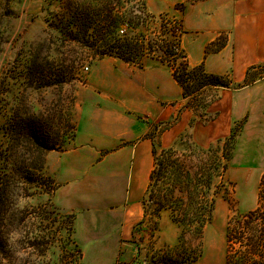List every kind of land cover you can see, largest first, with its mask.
<instances>
[{
    "label": "rangeland",
    "instance_id": "obj_1",
    "mask_svg": "<svg viewBox=\"0 0 264 264\" xmlns=\"http://www.w3.org/2000/svg\"><path fill=\"white\" fill-rule=\"evenodd\" d=\"M122 1L127 7L126 10L131 11L129 8L134 0ZM66 2L67 0H0V124L6 117L13 115L24 117L28 121L44 123L49 120L52 136L55 138L58 126L64 131L61 125L63 122H69L75 129L70 120L77 118L81 101L86 100L88 90H92L89 85L92 83L98 59L106 58L104 64L116 69L124 66L140 68L135 64L136 61L132 63L121 60L117 53L92 58L90 48L81 47L77 42L63 43L52 28L60 16L52 13L54 9L60 10V5L65 7ZM144 2L147 13L152 16L146 20L148 30H155L160 34L164 25L171 30V38L179 35V45L168 47L167 51L173 54L172 56L179 57L178 60L185 58L189 68L200 63L204 65V60L210 54L219 51L206 54V47L211 44L217 46L222 38L226 41L225 36L220 33L222 35H216L199 52L195 49L193 39L200 35L191 31L192 16L189 13L193 6L205 0ZM201 14L202 19H205V13ZM119 28L125 31L120 36L133 35L127 25H121ZM141 30L143 29L140 28L141 35L145 34ZM156 35L154 39L158 40ZM136 37L141 38L140 35ZM252 39V36H244L242 50L236 55L237 58L243 57L247 60L245 64L248 65L255 60L252 65L254 70L244 78L243 71L247 65L243 64L240 69L234 68L233 45L228 68L218 74L228 79V87L212 90L220 97L209 104L206 109L208 117L203 119L199 116L192 108L195 101L191 100V97L183 98L182 89L178 84L174 96L173 85L162 80L161 108L168 106L173 113L168 118L152 123L151 130L145 134L161 149L174 145L183 134L188 135L199 146L208 148L216 144L222 146L232 132L236 133L233 152L224 175L229 188L228 197L216 201L212 218L204 228L202 255L192 264H224L225 231L229 219L235 214L242 215L257 207L262 176L254 172L244 144L240 145L237 140L242 131V118L247 110V100L250 93L254 92L249 83L258 80L259 85L264 87V44L261 43L257 51L253 52ZM38 51L44 58V81L56 84L36 88L38 79H35L36 82L27 79L31 69L27 59ZM161 51L162 48L156 53L151 51L149 55L153 57ZM147 55L148 50L145 49L136 60H143ZM146 60L145 65L156 62L152 59ZM211 65L215 68L217 62ZM83 66H87L88 70L83 71ZM169 70L172 74L173 70ZM118 80L121 83L123 76ZM3 88L7 91L9 88L10 93H2ZM97 92L102 94L106 102L110 100L111 95L104 90L97 89ZM212 93L207 94V100H212ZM238 116L239 121L233 122ZM4 130L0 128V145L6 146L8 140ZM74 131L68 136H72ZM163 132L164 147L160 140ZM21 145L29 146L26 141H22ZM57 156L56 151H49L45 155L47 167L44 172L57 186L51 196L45 193L37 195L38 189L43 186L36 185V191H31L33 195H29L28 191L15 198L17 210L8 213L3 219L0 229L3 236L0 264H151L152 261H160L168 247L176 244L178 227L169 221L165 213L162 214L157 231L153 230L148 215L144 216L141 200L148 181L143 184V161L138 175L140 187L137 199H130L129 189L124 184L125 178L120 179L118 172L114 176L111 172L114 165L117 166L116 169L123 165L122 158L89 156L82 185H73L76 182L72 180L68 200L64 201V198L59 196L61 184L55 177L57 164L49 162L48 165L47 160L49 157L54 161ZM128 165L130 166V162ZM39 182L46 184L42 179ZM43 189L46 192L47 185ZM42 205L45 208L43 214L39 209ZM67 215L73 216L72 222ZM71 240L76 243V248Z\"/></svg>",
    "mask_w": 264,
    "mask_h": 264
},
{
    "label": "trees",
    "instance_id": "obj_2",
    "mask_svg": "<svg viewBox=\"0 0 264 264\" xmlns=\"http://www.w3.org/2000/svg\"><path fill=\"white\" fill-rule=\"evenodd\" d=\"M60 6L57 11L53 7L52 14L60 16V19L52 28L63 43L77 42L81 47L90 48L92 58L117 53L121 60L136 61L135 64L140 68L145 66L146 59L167 65L173 70L172 76L182 89V97H191L195 101L192 108L203 119L208 117L206 109L209 104L218 99V94L212 90L228 87L226 77L208 73L203 63L189 68L185 58L178 60L179 57L167 51L168 47L179 45V35L171 38V30L164 25L160 34L155 30L149 31L146 20L152 16L147 13L144 0H134L129 8L131 11L126 10L122 0H67L65 7ZM124 24L133 35L118 34L119 26ZM140 28L145 34L141 35ZM155 35L159 37L158 40L154 39ZM225 43L222 38L217 46L211 44L205 48L206 54L220 50ZM161 48L163 51L160 54L153 57L149 55L151 51L156 53ZM145 49L148 50L147 57L136 60ZM43 59L39 51L27 59L31 66L27 79L34 82L38 79L36 88L56 84L44 81ZM8 91L10 93L9 88ZM8 91L3 88L2 93ZM211 92L212 100H207V94ZM0 125V128L5 129L8 140L6 146L0 145L1 229L6 215L17 210L14 200L21 193L30 191L29 195H33L36 185L43 186L38 189L37 195L45 193L51 196L56 190L53 179L44 172L45 155L49 151L62 152L74 135L68 136L69 133L75 129L69 122H63L64 131L58 126L53 138L49 120L44 123L28 121L24 117L18 118V115L6 117ZM235 136L236 133L232 132L222 146L216 144L208 148L199 146L186 134L181 135L169 148L158 149L152 143V169L141 200L144 216L148 215L153 230L157 231L158 223L165 213L179 231L176 244L168 247L160 261H152L151 264H192L201 257L204 228L212 218L216 201L226 199L229 194L224 175L233 152ZM22 141H26L29 146H22ZM41 179L46 184L39 182ZM46 185L48 189L45 192L43 188ZM260 186L257 207L245 214L233 215L226 225L224 264H264V175ZM39 209L42 214L45 213L43 205ZM67 217L72 222L73 216ZM1 237L0 232V247ZM71 243L76 248L73 240Z\"/></svg>",
    "mask_w": 264,
    "mask_h": 264
},
{
    "label": "crops",
    "instance_id": "obj_3",
    "mask_svg": "<svg viewBox=\"0 0 264 264\" xmlns=\"http://www.w3.org/2000/svg\"><path fill=\"white\" fill-rule=\"evenodd\" d=\"M203 12L205 19L201 16ZM189 15L192 16L191 31L200 35L193 39L198 52L216 35L222 33L226 38L225 46L204 60L208 73L220 74L228 68L233 45L234 68L240 69L245 64L247 60L237 58L236 55L242 50L244 36H252L253 52L257 51L261 43L264 44V0H205L193 6ZM105 59L97 60L92 83L89 85L92 90H88L86 100L81 101L77 118L70 120L75 127L73 137L62 152L56 151L58 156L54 161L49 157L47 159L48 165L49 162L57 164L55 177L61 184L59 196L64 201L68 200L72 180L76 182L73 185H82L89 156L122 158L123 165L118 169L114 165L111 172L113 176L118 172L120 179L125 178L124 184L129 189L130 199H137L141 162L143 161V184L148 181V174L152 169V140L145 134L151 130L152 123L168 118L173 113L170 107L162 109L160 104L162 80L173 85L172 93L176 95L178 85L170 68L163 67L158 62H149L143 68L124 66L116 69L104 64ZM214 62H217L215 68L211 65ZM254 64L255 60L249 65L245 64L244 78L254 70ZM120 76H123L121 83L118 80ZM249 84L254 92L250 93L247 100L245 119L242 118V131L237 140L240 145L244 144L254 172L263 176L264 87L259 85L258 80ZM97 89L111 95L110 100H103ZM219 97L218 95V99ZM238 119L239 116L233 122ZM164 133L160 139L163 147Z\"/></svg>",
    "mask_w": 264,
    "mask_h": 264
},
{
    "label": "built area",
    "instance_id": "obj_4",
    "mask_svg": "<svg viewBox=\"0 0 264 264\" xmlns=\"http://www.w3.org/2000/svg\"><path fill=\"white\" fill-rule=\"evenodd\" d=\"M124 32H125V31L122 30L121 28L118 29V34H119V35H123ZM82 70H83V71H87V70H88V67H87V66H83V67H82Z\"/></svg>",
    "mask_w": 264,
    "mask_h": 264
}]
</instances>
